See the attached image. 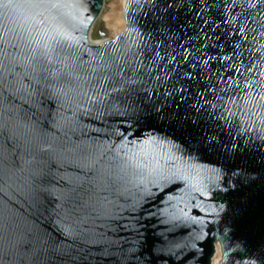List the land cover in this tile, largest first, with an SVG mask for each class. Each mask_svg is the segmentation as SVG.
I'll use <instances>...</instances> for the list:
<instances>
[{"label":"water","instance_id":"water-1","mask_svg":"<svg viewBox=\"0 0 264 264\" xmlns=\"http://www.w3.org/2000/svg\"><path fill=\"white\" fill-rule=\"evenodd\" d=\"M106 2L0 0V48L30 61L0 67V264H67L64 229L97 202L126 264H212L217 244L219 264H264V87H246L264 85V0H126L95 42Z\"/></svg>","mask_w":264,"mask_h":264},{"label":"snow or ice","instance_id":"snow-or-ice-1","mask_svg":"<svg viewBox=\"0 0 264 264\" xmlns=\"http://www.w3.org/2000/svg\"><path fill=\"white\" fill-rule=\"evenodd\" d=\"M29 3L32 4L33 7L40 9V13L38 15L43 16L45 12L52 13L54 10L56 12H60L64 8L68 7H76L82 6L84 0H28ZM259 2V0H258ZM255 6V4H253ZM90 19V17H89ZM8 31H12L9 29ZM4 47L0 48V53L3 54V61H0V67L3 68L5 72L11 73L14 69L19 66L21 68L24 67L25 63H30V61H22L17 57L13 56L12 53L8 52L7 48L9 46L16 47V45L12 44L10 40L4 41ZM46 55V53H45ZM123 71L122 66L117 67L113 72L112 76L108 77L110 81L107 87H111L113 92L121 93L124 91L123 87L117 88L118 84H121V80L118 79ZM136 81L133 79H128L127 83L129 85L134 84ZM101 86L104 87V84L101 83ZM264 85H255V84H247L246 87L255 90L256 87ZM107 91V88H105ZM111 114L116 117L126 118L128 116L127 111L121 112V109L117 107L115 104L112 105ZM101 119H103V114L100 113ZM33 133L38 136L39 133L35 132V129H32ZM123 139V136H121ZM155 141V137H149L148 140H145V144H150ZM91 167V165H88ZM123 171V168L121 169ZM237 173H233L236 175ZM164 181H167L168 177H161ZM253 182H255L256 178H251ZM261 180H264V176L260 177ZM144 183V187L142 189L144 195L142 199H149L152 195L158 194L163 189L160 187V184L157 180H150L145 183L143 180L140 181ZM227 183V181H225ZM153 184L157 192L153 193L152 189L147 185ZM135 206V205H133ZM143 207V205H141ZM94 211H96V216L93 217L91 215L79 217L74 226L64 229L65 240L68 242L66 248L61 250L62 258L67 261V264H81V261L84 264H90L91 260H95L96 264H126V261L129 259L127 255L124 254V250L119 248V241H115L110 239L106 232H97L94 225L96 223V219L100 217H105L111 219V213L109 210L105 208L102 203L97 202V204L93 205ZM149 218L152 217V213H147ZM115 229H113L114 231ZM77 241H80L79 245H77ZM90 246V247H86ZM84 251H81V249ZM113 249H118L117 251H113ZM132 249H129L128 252H132Z\"/></svg>","mask_w":264,"mask_h":264},{"label":"bare ground","instance_id":"bare-ground-1","mask_svg":"<svg viewBox=\"0 0 264 264\" xmlns=\"http://www.w3.org/2000/svg\"><path fill=\"white\" fill-rule=\"evenodd\" d=\"M125 5L126 0H114L113 3L109 5L110 11L103 15V21L105 22V28L109 34V38H115L126 28L125 20ZM95 40V42H100L105 40ZM222 259V250L220 244L216 245V254L212 259V264H219Z\"/></svg>","mask_w":264,"mask_h":264},{"label":"rangeland","instance_id":"rangeland-1","mask_svg":"<svg viewBox=\"0 0 264 264\" xmlns=\"http://www.w3.org/2000/svg\"><path fill=\"white\" fill-rule=\"evenodd\" d=\"M113 1L114 0H107V2L105 4L104 12H103V14L98 19V21L96 22V24L94 26V29H93V32H92V36H93V39L94 40H101L103 38H109V34L108 33L106 34V36L100 37V36H98V33L97 32H98V29L100 27L101 28H104L107 31V29L105 28V22L103 21V15L110 11L109 5L111 3H113Z\"/></svg>","mask_w":264,"mask_h":264}]
</instances>
